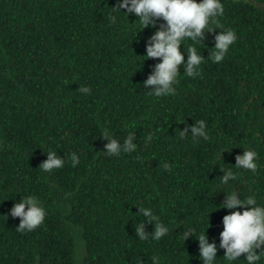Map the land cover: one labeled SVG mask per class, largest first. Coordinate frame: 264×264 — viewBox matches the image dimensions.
Segmentation results:
<instances>
[{
	"label": "trees",
	"instance_id": "obj_1",
	"mask_svg": "<svg viewBox=\"0 0 264 264\" xmlns=\"http://www.w3.org/2000/svg\"><path fill=\"white\" fill-rule=\"evenodd\" d=\"M221 2L202 44L180 46L204 57L199 75L178 66L175 94L157 98L142 85L156 61H140L155 28L139 30L116 0H0V264H202L195 238L208 220L206 236L218 244L232 211L213 191L219 167L236 175L226 193L236 183L239 198L264 206V0ZM227 29L237 39L213 62V37ZM199 120L206 139L178 135ZM104 129L121 142L135 133L136 151L106 155ZM243 148L257 153L254 173L232 165ZM47 151L64 166L43 172ZM28 195L46 215L22 232L9 209ZM137 207L155 217L145 240L135 233L145 221ZM155 223L169 228L159 240ZM188 229L194 237L184 240ZM216 255L228 264L222 249ZM244 255L231 264H247Z\"/></svg>",
	"mask_w": 264,
	"mask_h": 264
},
{
	"label": "clouds",
	"instance_id": "obj_2",
	"mask_svg": "<svg viewBox=\"0 0 264 264\" xmlns=\"http://www.w3.org/2000/svg\"><path fill=\"white\" fill-rule=\"evenodd\" d=\"M113 8L127 15H134L141 25L139 30L146 27L155 28L145 39L144 54L142 55L144 58L140 61L145 59L156 61L150 66L151 72L143 80L142 85L145 88L152 86L149 89L151 90L150 94L157 98L175 94L173 85L177 82L180 72L178 66H183V71L188 77L199 75L198 69L204 57L194 46L188 47L186 51L183 47V52L180 46L185 40L201 43L206 32H213L215 28L211 25L213 23L218 25L216 18L222 16L224 11L221 0H116ZM115 19L113 16V22ZM236 39V34L231 29L216 32L211 48L215 50L211 54L212 61H222L230 45ZM184 53L187 54L186 59ZM138 65L140 67L139 63ZM78 91L88 94L90 89L87 86H79ZM205 127L203 120L197 121L196 125L186 123L182 129L178 128V135L185 137L190 134L194 138L206 139ZM100 136L106 141L102 151L106 155L119 156L121 153H131L137 149V145L134 143L135 133L130 132L123 142L118 137H114V132H109L107 129H104ZM149 140H151V136L146 137L145 142ZM45 153L47 158L39 164L43 172H50L64 166V159L58 156L56 151ZM70 156L71 164L75 167L79 163V159L76 153H71ZM217 160L219 159L212 160L211 165L215 162L217 166ZM256 160L257 153L254 150L243 148L242 153L235 156V163L232 165L237 169L249 170L254 173L257 169ZM164 167L167 169L168 165L165 164ZM219 169L222 172V175H219L221 179L214 186L213 191L224 193L220 205L222 208L232 211L227 212L221 218L222 230L218 234V244L215 239L209 242L206 236L205 229L209 227L207 220V226L203 229V233L198 239L195 238L198 242V258L202 264H215L216 253L218 249H222L223 257L228 264L237 260L241 254H245L244 259L247 264H257L261 255L264 254V206L257 205L256 200L252 197L246 201L239 198L237 190L234 188L236 183L231 184V190L226 193L225 186L229 185L230 181L236 180V175L231 170L225 171L222 167ZM136 212L140 213L145 221L135 226V233L141 240H145L147 234L143 231L144 224L146 222L153 224L155 217L150 208L137 207ZM9 215L13 218L18 217L17 230L26 232L43 223L46 210L36 197L28 195L22 196L18 202L12 204ZM168 232L169 228L166 225L155 223L151 238L159 240ZM190 234L194 237L193 229H188L184 233L183 239L188 238ZM153 262L156 264L155 257Z\"/></svg>",
	"mask_w": 264,
	"mask_h": 264
}]
</instances>
